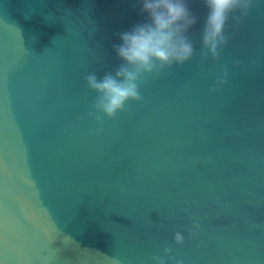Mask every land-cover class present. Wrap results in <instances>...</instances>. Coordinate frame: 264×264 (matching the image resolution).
Listing matches in <instances>:
<instances>
[{
  "label": "water",
  "instance_id": "obj_1",
  "mask_svg": "<svg viewBox=\"0 0 264 264\" xmlns=\"http://www.w3.org/2000/svg\"><path fill=\"white\" fill-rule=\"evenodd\" d=\"M140 7L0 0V264H147L166 246L184 264H264V0L218 61L199 55L191 0L196 55L97 133L84 76L119 63Z\"/></svg>",
  "mask_w": 264,
  "mask_h": 264
},
{
  "label": "clouds",
  "instance_id": "obj_2",
  "mask_svg": "<svg viewBox=\"0 0 264 264\" xmlns=\"http://www.w3.org/2000/svg\"><path fill=\"white\" fill-rule=\"evenodd\" d=\"M140 12L145 15L141 23L130 30L118 33L121 43L113 45L119 63L110 70L98 75L90 71L84 81L90 92L95 93L92 111L103 130L104 118L114 119L118 113L129 111V102H142V86L151 77L159 76L174 65H184L196 55L195 42L191 30L201 22L192 7L191 0H138ZM205 10L200 31L199 55L202 59L211 57L219 60L222 50L228 45L230 22L240 25L252 10L256 0H200ZM210 89L216 92L227 83V67L221 68ZM202 225L196 219L191 221L188 234L196 238ZM174 243H185L183 232L176 231ZM174 249L166 246L163 254H154L147 264H184L182 257L173 255Z\"/></svg>",
  "mask_w": 264,
  "mask_h": 264
}]
</instances>
